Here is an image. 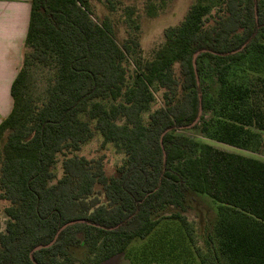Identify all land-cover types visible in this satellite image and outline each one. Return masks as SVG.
Here are the masks:
<instances>
[{
  "label": "trees",
  "instance_id": "obj_1",
  "mask_svg": "<svg viewBox=\"0 0 264 264\" xmlns=\"http://www.w3.org/2000/svg\"><path fill=\"white\" fill-rule=\"evenodd\" d=\"M90 1L30 0L12 108L0 123V264H101L120 255L130 264H264V162L176 134L201 107L210 116L192 128L204 138L260 150L264 6L197 0L145 58L137 20L119 44L105 17L91 19ZM206 63L218 86L211 95L201 84ZM155 92L162 106L144 119ZM94 132L123 155L115 176L101 159L77 155ZM205 196L216 214L201 218L198 239L185 214ZM71 221L80 222L30 258Z\"/></svg>",
  "mask_w": 264,
  "mask_h": 264
},
{
  "label": "rangeland",
  "instance_id": "obj_2",
  "mask_svg": "<svg viewBox=\"0 0 264 264\" xmlns=\"http://www.w3.org/2000/svg\"><path fill=\"white\" fill-rule=\"evenodd\" d=\"M196 1L197 0H91L90 6L93 12L91 19L96 23L98 18L105 17L112 27L114 39L119 44H122L127 36L134 32L131 19H136L139 27L137 38L140 48L143 56L148 58L152 50L157 48L163 42L164 30L181 22L190 5ZM258 1L264 6V0ZM149 3L156 9L155 15H148L146 7ZM127 8L133 10V15L130 17L126 12ZM262 42L264 44V40ZM131 70H133L132 66H130L129 73H131ZM201 84L203 91L210 95L213 94L218 87L215 78V68H213L210 63H206L205 65L201 77ZM40 87L39 84H34L31 88L32 92H29L30 95L32 94V96L36 97ZM162 103L161 93L155 92L154 101L150 105L149 111L143 115V118L146 119L148 114L161 107ZM209 116L210 114L204 113L201 110L198 126L201 124V120H207ZM91 125H93V123ZM176 134L192 138L198 144H209L220 150L235 154H245L241 150L207 140L199 133V127L178 129ZM101 143L102 138L97 132H94L92 139L81 147L77 155L88 160L101 159L105 174L108 177L115 176L117 167L122 163L123 155L117 151L112 144L102 146ZM62 158L63 155H57L56 164L52 168L55 179H58L61 176ZM204 198L206 200H197L196 202H193L191 208L186 213L187 219L190 222L194 221L196 224V226H194L195 232L197 231L198 239L201 238V231L203 230L201 218L205 217L206 220H208L211 219L212 216L215 217L216 214V203L206 196ZM201 202L204 203L202 208L199 206ZM6 206L7 203L0 200V232L3 230L6 222V218L3 214V210ZM203 223L205 226L207 222L204 221ZM101 264H130V261L122 255L114 257Z\"/></svg>",
  "mask_w": 264,
  "mask_h": 264
},
{
  "label": "crops",
  "instance_id": "obj_3",
  "mask_svg": "<svg viewBox=\"0 0 264 264\" xmlns=\"http://www.w3.org/2000/svg\"><path fill=\"white\" fill-rule=\"evenodd\" d=\"M29 16L30 0H0V123L12 108L10 90L21 66ZM260 137L258 152L239 155L264 162V134Z\"/></svg>",
  "mask_w": 264,
  "mask_h": 264
},
{
  "label": "water",
  "instance_id": "obj_4",
  "mask_svg": "<svg viewBox=\"0 0 264 264\" xmlns=\"http://www.w3.org/2000/svg\"><path fill=\"white\" fill-rule=\"evenodd\" d=\"M196 56H197V54H195V55L193 56V59H192V62H193V68H195V59H196ZM200 115H201V107H199V112H198L197 118L194 120V122H193L190 126H187L186 128H191V127L196 126V125L198 124V121H199V117H200ZM79 222H80V221H71V222H68V223L64 224V225H63V226L57 231L56 235L54 236L53 240H52L50 243H48V244L45 245V246H38V247L34 248V249L32 250V252L30 253V258H31V255H32L34 252H37V251H39V250H41V249H45V248H49V247H51V246L54 244V242L56 241V239H57V237H58V235H59L60 232H62V231H63L64 229H66L68 226L73 225V224H75V223H79Z\"/></svg>",
  "mask_w": 264,
  "mask_h": 264
}]
</instances>
